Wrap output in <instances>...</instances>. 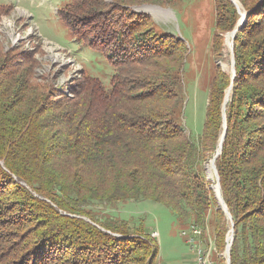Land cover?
<instances>
[{"label":"trees","instance_id":"trees-1","mask_svg":"<svg viewBox=\"0 0 264 264\" xmlns=\"http://www.w3.org/2000/svg\"><path fill=\"white\" fill-rule=\"evenodd\" d=\"M170 1L68 0L57 9L75 41L115 69L110 88L81 73L69 98L32 83L35 62L9 56L0 41V264H156L152 233L99 219L90 202L161 203L183 231L201 234L213 210L223 250L229 229L204 163L224 119L214 164L233 224L230 264H264V0H238L246 16L233 38L235 74L214 75L197 141L179 123L185 44L129 9ZM12 9L0 5V17ZM215 11L220 33L238 26L231 0H215Z\"/></svg>","mask_w":264,"mask_h":264},{"label":"rangeland","instance_id":"rangeland-1","mask_svg":"<svg viewBox=\"0 0 264 264\" xmlns=\"http://www.w3.org/2000/svg\"><path fill=\"white\" fill-rule=\"evenodd\" d=\"M231 1L240 15L235 28L237 31L243 24L239 25L241 14L246 16V12L238 0ZM67 2L0 0V5L13 6L8 14L0 17L1 44L5 50H11L9 56L25 63L35 62L34 74L30 78L32 83L42 82L52 90L59 89L67 98L72 97L70 86L82 78L81 73L99 79L105 88H110L115 71L113 65L101 51L77 43L56 16V10ZM129 9L147 14L148 24L156 33L172 34L185 44L187 53L182 69L184 103L179 123L191 139L197 141L203 129L207 96L214 75L218 70L232 74L231 62L234 57L231 44L234 39H230L229 45L226 36L235 29L226 33L215 29V0H173L169 5L139 4L129 6ZM211 160L204 163V172L211 182L210 187H215L214 178H209L206 171ZM88 205L99 219L125 220L130 223L129 228L142 225L145 232L156 235L159 246L156 264L206 261L219 264L220 260H225L226 264V245L219 250L215 243L216 215L213 210L207 214L201 234L198 229L183 231L187 228L182 229L169 208L150 200L114 204L90 202ZM225 216L229 230L225 234L224 244L231 230V222ZM220 264L223 262L220 261Z\"/></svg>","mask_w":264,"mask_h":264},{"label":"water","instance_id":"water-1","mask_svg":"<svg viewBox=\"0 0 264 264\" xmlns=\"http://www.w3.org/2000/svg\"><path fill=\"white\" fill-rule=\"evenodd\" d=\"M244 20H245V14L242 13L241 14V21H240L239 25H241L242 22H244ZM235 32H236V29L233 32H231V34H232L231 38L232 39L234 37ZM232 46L233 45L231 44V50H232ZM231 65H232V77H234V74H235L234 58H233V61L231 62ZM230 89H231V86L229 87L228 94H229ZM226 96H227V94H226ZM226 100H227V98L225 97V101ZM223 127H224V130H223V133H222V135L220 137V140H219V142H220L219 143V148L216 151L215 155L213 156V159L210 162L212 164L213 171H215V187H211V189L213 190L214 197L217 200V203L219 204V206L221 207L222 211L224 212L225 215H227V217L229 218V220L231 222V228H230L231 229L230 230L231 237H230V242L229 243H226L227 245H226L225 251H224L225 252V255H227V257H226V263L227 264H230L229 249H230V246H231L232 235H233V229H232L233 224H232L231 215L228 213L227 208H226V205H225V202H224V200H222V197H221L220 186H219V182H218V180H219L218 171H216L215 164H214L215 159L217 158V155H219V153H220V150H221V147H222V140H223V138L225 136V130H226V127H225V119L223 120ZM216 186H217V190H216ZM227 240H228V237L226 238V242H227Z\"/></svg>","mask_w":264,"mask_h":264},{"label":"bare ground","instance_id":"bare-ground-1","mask_svg":"<svg viewBox=\"0 0 264 264\" xmlns=\"http://www.w3.org/2000/svg\"><path fill=\"white\" fill-rule=\"evenodd\" d=\"M231 33H229V34H227V36H226V40H227V44H229L230 45V43H231ZM227 96H225L227 99H228V91H227ZM227 101V100H226ZM220 143V142H219ZM218 148H219V144H218ZM218 148H217V150H218ZM206 171H207V176L209 177V178H214V180H215V171H213V167H212V164L210 163L209 165H207L206 166ZM216 190H217V187H216ZM228 235V234H227ZM230 237H231V233L229 232V235H228V240H227V243H229L230 242ZM227 264V263H226Z\"/></svg>","mask_w":264,"mask_h":264},{"label":"built area","instance_id":"built-area-1","mask_svg":"<svg viewBox=\"0 0 264 264\" xmlns=\"http://www.w3.org/2000/svg\"><path fill=\"white\" fill-rule=\"evenodd\" d=\"M155 234V233H154ZM153 236H156V235H153ZM210 261H206V262H196V263H194V264H210L209 263Z\"/></svg>","mask_w":264,"mask_h":264}]
</instances>
